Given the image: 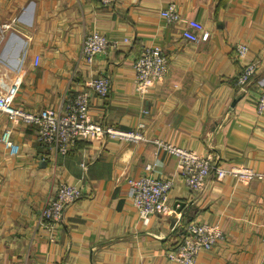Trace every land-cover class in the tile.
Masks as SVG:
<instances>
[{
  "label": "crops",
  "instance_id": "0c3cea01",
  "mask_svg": "<svg viewBox=\"0 0 264 264\" xmlns=\"http://www.w3.org/2000/svg\"><path fill=\"white\" fill-rule=\"evenodd\" d=\"M169 2L181 20L161 15ZM188 19L200 21L206 41L183 36ZM95 31L120 43L87 62L81 41ZM239 43L248 47L244 56ZM144 45L163 50L167 73L139 93L133 61ZM249 61L256 71L238 85ZM99 75L110 81L104 97L84 83ZM13 81L14 104L29 111L59 107L66 94L86 90L96 121L136 129L146 140L78 139L58 153L41 144L34 126L13 124L0 111V136L10 128L14 144L0 138V264H178L169 253L190 221L217 222L225 234L194 264H264V179L218 181L211 174L202 191H191L176 159L157 144L264 172V113L255 107L264 84V0H0V91ZM147 163L151 175L173 179L169 203L182 205L145 225L128 179L144 174ZM63 183L81 196L47 228L39 211Z\"/></svg>",
  "mask_w": 264,
  "mask_h": 264
},
{
  "label": "built area",
  "instance_id": "2783aa9c",
  "mask_svg": "<svg viewBox=\"0 0 264 264\" xmlns=\"http://www.w3.org/2000/svg\"><path fill=\"white\" fill-rule=\"evenodd\" d=\"M102 4H110L113 0H93ZM167 22L181 20L176 4L169 2L161 10ZM187 28L182 34L192 41H206L209 33L197 19H188ZM127 42L128 38L121 39ZM116 46L119 40H110L101 32L86 33L81 41V56L91 62L95 55L106 50L109 44ZM248 51L245 43L236 46L238 55L244 56ZM38 63L35 57L34 64ZM135 70V88L139 93H146L156 82H163L167 73V57L156 45H144L133 61ZM256 71V63L247 62L236 76V83L243 86ZM86 87L104 97L110 88L109 78L105 75L88 77L84 81ZM17 83L13 81L0 91V111L5 113L13 124H26L36 128L37 138L45 147L58 153H65L78 139L101 143L106 138L121 140H146L136 129H120L113 125L102 126L89 111V92L86 90L66 94L59 107L44 106L37 111H29L14 104ZM257 113H264V84L255 103ZM9 148L10 128H5L0 136ZM165 152L176 159L177 174L186 186L195 192L202 191L208 177L221 181L231 176L243 183L264 179V172L256 171L243 164L220 165L214 161L210 152H199L170 143L158 142ZM152 165H145V173L128 179L130 200L140 216L141 222L147 225L150 218L157 214H170L173 209L169 203V192L173 186L172 178H159L151 175ZM81 189L73 184L63 183L45 199L39 211V221L47 228L64 217L66 207L81 196ZM225 238L221 225L217 222L190 221L176 249L169 253V258L178 264H194L201 250H209Z\"/></svg>",
  "mask_w": 264,
  "mask_h": 264
},
{
  "label": "water",
  "instance_id": "95a60500",
  "mask_svg": "<svg viewBox=\"0 0 264 264\" xmlns=\"http://www.w3.org/2000/svg\"><path fill=\"white\" fill-rule=\"evenodd\" d=\"M177 204H178L179 207H176ZM181 205H182V202L181 201H176V202L173 203L172 207L174 209H177L179 211L180 208H181Z\"/></svg>",
  "mask_w": 264,
  "mask_h": 264
}]
</instances>
